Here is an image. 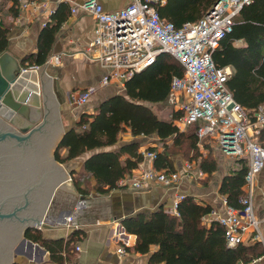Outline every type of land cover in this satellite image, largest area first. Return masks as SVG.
<instances>
[{"label": "trees", "instance_id": "trees-1", "mask_svg": "<svg viewBox=\"0 0 264 264\" xmlns=\"http://www.w3.org/2000/svg\"><path fill=\"white\" fill-rule=\"evenodd\" d=\"M216 0H156L160 16L179 27L193 22L209 11ZM10 3L8 12L16 18L21 0H0V8ZM67 3L59 2L51 11V20L42 28L36 43V52L23 58L24 67L41 65L46 61L56 30L68 16ZM1 20V17H0ZM9 25L0 21V54L8 44ZM219 46L212 52L217 66L231 67L227 88L241 106L252 109L264 101V0H250L241 6L232 21V28L220 39ZM183 66L180 61L163 52L146 67L135 71L124 83L123 89L101 99L94 112H82L77 120L66 129L53 153L60 163H66L89 151L81 168L72 169V183L81 195L91 191L105 193L120 187L118 181L131 173L144 159L139 151L142 142L138 139L123 142L111 148L119 140L120 132L127 131L134 138L154 134L161 148L149 145L153 151V166L165 171L174 170L173 149L183 147L198 153L188 160H196L210 177L217 169L216 161L199 151L196 129L199 121L178 129L174 117L177 112L168 105L171 78L180 76ZM152 105H163L169 110L159 115ZM264 147V142H263ZM172 147L171 151L170 148ZM237 167L225 172L220 180L219 192L229 206L238 209L245 186L246 159L235 160ZM93 178V182L91 181ZM212 206L192 194L184 193L177 200L175 211L162 205L153 211H137L122 217L127 233L135 235L133 250L148 253V264H259L253 260L264 252V245L250 234L244 241L229 246L222 224L216 219L208 220ZM73 229L67 240L48 239L39 228H28L24 237L45 248L54 264L69 261V248L77 239ZM155 249H152V247ZM12 264H20L12 262Z\"/></svg>", "mask_w": 264, "mask_h": 264}, {"label": "built area", "instance_id": "built-area-1", "mask_svg": "<svg viewBox=\"0 0 264 264\" xmlns=\"http://www.w3.org/2000/svg\"><path fill=\"white\" fill-rule=\"evenodd\" d=\"M56 1L67 3L71 13L81 7L92 14L95 30L87 51L104 68L97 83L69 91L70 104L76 108L84 106L103 86L113 85L118 91L122 90L125 81L135 71L153 63L163 52L176 58L183 71L180 76L171 78L167 97L173 111L177 112L173 122L182 130L199 121L196 129L199 142L216 146L226 157L246 159L245 193L239 197L243 207L229 206L223 197L224 211L216 216L224 228L227 244L233 246L252 233L251 239H258L263 244L253 196L259 189L264 210V147L261 142L264 137V101L252 109L237 103L226 85L232 73L231 67L217 66L212 56L220 39L231 30L232 21L241 6L250 0H219L201 18L179 27L160 16L154 4L156 0H131L113 11L104 9L99 0ZM26 6L32 14L42 11L44 24L50 22L52 8L49 0H30L21 5ZM46 62L58 65L60 55L54 53ZM38 66L28 68L36 70ZM142 154L150 160L155 157L149 150ZM202 174L200 169L192 171L189 162L184 163L183 171H165L151 165L139 169L128 179H120L118 185L138 187L158 182L168 186L176 184L184 175L199 178ZM182 195H176L172 211H175L177 200ZM76 211L67 217L70 227L76 226L71 224ZM118 251L123 254L124 247H119ZM253 261L264 264V252Z\"/></svg>", "mask_w": 264, "mask_h": 264}, {"label": "crops", "instance_id": "crops-1", "mask_svg": "<svg viewBox=\"0 0 264 264\" xmlns=\"http://www.w3.org/2000/svg\"><path fill=\"white\" fill-rule=\"evenodd\" d=\"M29 1L21 0L20 10L16 18L11 17L7 10L10 5L9 2L0 8V21L9 25L6 49L21 64L25 56L36 52L38 36L45 25L42 11L37 10L32 14L28 6L21 7L23 3ZM99 1L104 9L113 11L125 6L131 0ZM58 3L56 0H49V7L52 8V11ZM94 24V18L88 10L78 7L74 13L68 11V16L56 30L49 52L50 56L54 53L60 55V63L53 65L45 62L43 67L44 73L51 79L50 88L57 101L59 122L63 130L70 128L82 112H94V106L101 99L118 91V88L113 85L103 86L94 92L84 106L76 108L70 104L69 91L81 90L88 85L97 83L104 73V68L94 61L87 51V44L94 37ZM22 65L24 67V64ZM28 67L24 68L28 69ZM28 80L37 86L36 94H38L39 101L38 106H30L39 109L38 114L35 112L28 114L38 122L42 119L44 112L42 110L43 99L39 66L35 74L32 73L28 76ZM18 119L21 124L23 121L30 122L23 115L18 116ZM137 137L151 138L150 143H142L139 146L141 152L146 150L149 145L161 148L154 134ZM137 137L133 138L127 131L120 132L119 141L111 148L118 147L123 142L134 140ZM198 144L199 151L203 156L207 155L205 149L212 151L217 149L211 144L201 142ZM88 153L89 151L84 152L71 161L61 163L64 170L69 171V173L72 169L78 171ZM213 159L216 161L217 169L210 177H207V173L198 165L196 170L193 169L194 160L191 161L184 157L174 159L172 157L175 169L183 171L184 163L189 162L192 171H199V169L203 171L202 176L191 178L184 175L176 184L168 186L158 182L146 183L138 187L123 184L103 194L94 191L84 195L79 194L72 183V174L70 173V179H63L64 181L55 188L49 201V208L44 211L41 219L44 224L39 229L45 238L59 239L63 237L64 240L69 238L68 236L73 229L78 231L77 239L69 248V261L64 264H148V253H137L133 250L136 237L124 230L121 223L122 217L133 215L137 211L150 212L161 205L165 209L171 210L176 195L188 193L209 203L213 210L206 215V218L208 220L216 219L217 214L224 211L222 199L224 196L219 192L220 180L223 177L222 175L217 176L219 161L216 157ZM151 165H153V160L144 158L131 173L125 174L122 178L128 179L135 175L139 169ZM202 178H207L206 182L202 183ZM91 181L93 182L92 177ZM253 198L254 212L260 220L259 230H261L264 244V210L259 189L255 191ZM74 210L77 211L71 224H76V226L70 227L67 217L72 215ZM21 240L19 238L11 247L12 259H16L20 264H54L50 261L45 248L40 246L42 249H36L34 245L30 247L27 243L21 244ZM76 246L79 248L76 249ZM119 247H124L123 254L119 253ZM152 249L155 247L153 246Z\"/></svg>", "mask_w": 264, "mask_h": 264}, {"label": "water", "instance_id": "water-1", "mask_svg": "<svg viewBox=\"0 0 264 264\" xmlns=\"http://www.w3.org/2000/svg\"><path fill=\"white\" fill-rule=\"evenodd\" d=\"M45 62L39 65L44 112L36 122L28 114L39 112L30 107L38 106L39 101L37 86L28 80L36 70L24 68L8 50L0 54V196H7L0 202V264L18 262L12 259L11 247L19 238L21 244L42 249L24 233L42 227L55 188L70 178L69 171L53 156L66 130L59 122L51 79L43 71ZM20 115L30 122L19 123Z\"/></svg>", "mask_w": 264, "mask_h": 264}, {"label": "rangeland", "instance_id": "rangeland-1", "mask_svg": "<svg viewBox=\"0 0 264 264\" xmlns=\"http://www.w3.org/2000/svg\"><path fill=\"white\" fill-rule=\"evenodd\" d=\"M169 106H171L169 103H168ZM153 109L155 110V112H157L159 115H162V116H165V114H169V110L166 106H163V105H152ZM172 109H173V106H171ZM136 139H138V141L142 142V143H150L151 141V138H148V137H137ZM264 142V137L261 138V142ZM160 146V145H158ZM172 147L170 148V151H171ZM206 152V154L210 157V158H214L216 157L219 161V164H218V173H217V176H223L225 172H227L231 166L233 167H237V165L235 164V158L231 157H225L224 155L220 154L219 151L216 149V151H212V150H207L205 149L204 150ZM172 153V157L175 159L176 157H181V158H185L187 159L188 157H195L196 155H198V153H195L193 152L192 150H189L188 148L186 147H183V149H176L174 148L173 149V152ZM193 161V160H191ZM197 161L194 160L193 162V169H197ZM206 179L207 178H202V183L206 182Z\"/></svg>", "mask_w": 264, "mask_h": 264}, {"label": "flooded vegetation", "instance_id": "flooded-vegetation-1", "mask_svg": "<svg viewBox=\"0 0 264 264\" xmlns=\"http://www.w3.org/2000/svg\"><path fill=\"white\" fill-rule=\"evenodd\" d=\"M6 197H7L6 195H4V196L1 195L0 196V202L4 203L7 200ZM1 219H3V218H1Z\"/></svg>", "mask_w": 264, "mask_h": 264}]
</instances>
